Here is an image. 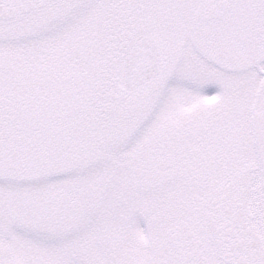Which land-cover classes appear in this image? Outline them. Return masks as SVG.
<instances>
[{
  "label": "snow or ice",
  "instance_id": "snow-or-ice-1",
  "mask_svg": "<svg viewBox=\"0 0 264 264\" xmlns=\"http://www.w3.org/2000/svg\"><path fill=\"white\" fill-rule=\"evenodd\" d=\"M0 264H264V0H0Z\"/></svg>",
  "mask_w": 264,
  "mask_h": 264
}]
</instances>
